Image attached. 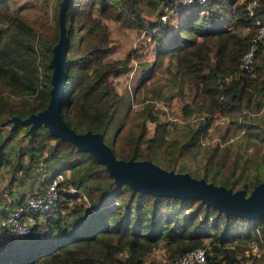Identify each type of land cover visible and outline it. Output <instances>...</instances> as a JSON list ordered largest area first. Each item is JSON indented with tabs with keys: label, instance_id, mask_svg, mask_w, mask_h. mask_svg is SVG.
<instances>
[{
	"label": "trees",
	"instance_id": "1",
	"mask_svg": "<svg viewBox=\"0 0 264 264\" xmlns=\"http://www.w3.org/2000/svg\"><path fill=\"white\" fill-rule=\"evenodd\" d=\"M59 1L54 2L51 25L45 12L25 16L19 6L10 9L0 0V122L11 116L24 118L48 103ZM248 1L205 0L182 6L174 0H66L61 117L75 132H99L115 157L147 159L164 169L174 165L171 154L202 149L200 166L187 170L191 176L248 194L264 179V120L258 116L264 106V42L249 69L239 66V58L256 21L264 25V0H256L250 12L245 9ZM165 3L179 18L174 26L159 20ZM190 7L193 11L186 13ZM112 23L143 31L154 40L150 65L161 64L167 56L171 85L178 90L186 85L191 91L179 108L183 118L197 113L209 119L226 116L231 125L226 133L242 130L244 147L239 137L235 144L201 145L199 133L207 125L160 120L163 111L151 102L141 107L137 129L122 132L125 110L121 111L122 95L111 77L127 73L138 54L125 51L120 58H107L115 51ZM165 26L173 32L163 38ZM145 120L152 123L147 136ZM168 126L175 134L170 139L164 137ZM250 145L254 148L248 152ZM2 171L8 179L4 188L0 183V192L15 183L27 191L7 190L10 200L0 203V218L24 203L35 180L46 176V182L55 174L61 179L54 203L28 212L33 223L27 235L0 228V264H144L158 247L164 264H174L195 247L203 250V261L196 264L264 261V215H224L197 197L152 194L116 183L89 152L52 135L43 123L32 132L23 124L0 126V178Z\"/></svg>",
	"mask_w": 264,
	"mask_h": 264
},
{
	"label": "rangeland",
	"instance_id": "2",
	"mask_svg": "<svg viewBox=\"0 0 264 264\" xmlns=\"http://www.w3.org/2000/svg\"><path fill=\"white\" fill-rule=\"evenodd\" d=\"M55 0H6V5L10 9H13L17 6L20 8V12L23 13L25 16H32V14L37 12H45L48 15L47 21L52 25L53 14H54V5ZM193 11V7L186 8L185 12ZM168 13L166 18V25L174 26L178 21L179 18L177 14ZM146 19V18H145ZM168 19V20H167ZM161 21V20H160ZM166 34L162 36L165 38L168 36L173 30L171 26H165L164 32ZM110 36L112 41L115 45V51L107 55V58H120L122 57L125 51L133 52L134 54H138L137 57L133 58L130 62V70L125 73L121 74L118 77H111L113 85L118 93L122 95V103H121V111L125 110L123 123H122V132L127 131H135L137 126L141 120L138 116L141 107L146 102H151L155 105V107L161 109L163 113L160 114V120H169L175 121L177 125H181L185 123L187 120L192 123L196 124L200 121L201 126L207 125L204 129V133L200 131L199 133V140L201 145H215L222 146L228 142H235L236 139L242 137L241 132L242 130H238L233 134L232 129L228 130V134L226 133L225 129L230 128L229 118L226 116H219V115H212L211 119L209 116L201 113H197L194 115H190L189 118H183L180 113V106L182 101L189 100L191 91L187 88L186 85H183L182 90H178L177 87L171 85V73L169 72L172 68L170 65L167 67L168 59L167 56L162 57L161 64L159 65H150L154 58V40L149 37H145L143 31L137 32L134 29L125 28L122 26H118L115 23L110 25ZM264 51V49H263ZM172 86V87H171ZM136 87V88H135ZM135 88V89H134ZM158 91V92H157ZM177 91H180L178 94ZM159 93L167 96V99H163L159 97ZM128 107V108H127ZM244 111L242 110V113ZM247 112V111H245ZM248 114H252L251 112H247ZM258 116L264 120V106L258 112ZM121 117V115H120ZM9 117L5 118L0 122V126L2 129L7 128L8 125H12L13 121L8 120ZM236 121H241L240 117H236ZM146 125V136L151 133L152 130V123L145 120ZM114 126V125H113ZM225 134L226 138H222L221 134ZM112 135L109 132L107 136V141L110 143ZM116 137V136H115ZM167 139L171 137H175L173 133L172 127L168 126L166 128L165 136ZM223 139V140H222ZM115 140V138H114ZM113 140V141H114ZM112 141V140H111ZM235 144V143H234ZM237 144V143H236ZM241 147H244V141L240 139ZM254 146L250 145L246 150L249 152L252 150ZM262 153L264 154V146L261 148ZM202 149H199L198 152L194 150H189L185 152L183 155H176V152L171 154L170 157L173 159V171L178 172V168L184 167L185 170L182 172H187L189 169H195V167L200 166L201 164V155ZM166 156H168L167 152H164ZM161 167L159 163H155ZM163 168V167H162ZM8 179V173L2 171V177L0 178L1 187H5L6 182ZM46 180V176H43L42 181L35 180L33 183V187L31 190H37L42 184H44ZM40 181V183H39ZM16 184V183H15ZM11 184L10 188L7 190L13 191L16 189L18 191H27L23 185H15ZM7 190H2L0 192V203L4 201L10 200V194L6 193ZM264 252V250H263ZM251 253L258 255V251L255 247H251ZM149 260L156 262L157 264H164L165 258L164 253L161 248H155L152 252L146 256L144 264H147ZM240 264H264L262 263H251L250 259L241 262Z\"/></svg>",
	"mask_w": 264,
	"mask_h": 264
},
{
	"label": "water",
	"instance_id": "3",
	"mask_svg": "<svg viewBox=\"0 0 264 264\" xmlns=\"http://www.w3.org/2000/svg\"><path fill=\"white\" fill-rule=\"evenodd\" d=\"M66 0H60L57 10L58 38L51 47L50 88L47 105L24 118L11 116L14 124L28 126V132L43 123L54 136L71 141L77 148L89 152L116 183H125L132 189L152 194L197 197L201 202L215 207L224 215L244 218L264 215V179L253 186L248 194L241 189L231 190L203 178H195L187 172L164 169L147 159H121L114 156L99 132H75L60 114L64 88V62L67 38L63 10Z\"/></svg>",
	"mask_w": 264,
	"mask_h": 264
},
{
	"label": "built area",
	"instance_id": "4",
	"mask_svg": "<svg viewBox=\"0 0 264 264\" xmlns=\"http://www.w3.org/2000/svg\"><path fill=\"white\" fill-rule=\"evenodd\" d=\"M176 4L187 6L191 4H202L205 0H174ZM256 0H249L245 9L250 12ZM168 5H162L159 12V20L162 24L166 22ZM264 42V25L256 21L254 32L249 37L248 45L239 58V66L243 69H249L255 57V51L258 45ZM61 179L60 174H55L47 180L42 187H39L25 198L22 205H16L0 218V228L5 229L8 233L25 236L29 233V227L33 223V217L28 214L30 211H38L52 205L57 198V183ZM203 261V250L200 247L185 251L181 254L174 264H196Z\"/></svg>",
	"mask_w": 264,
	"mask_h": 264
}]
</instances>
